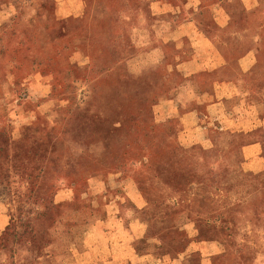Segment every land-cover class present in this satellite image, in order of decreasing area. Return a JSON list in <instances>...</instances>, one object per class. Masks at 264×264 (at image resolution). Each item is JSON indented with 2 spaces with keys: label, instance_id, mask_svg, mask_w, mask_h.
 <instances>
[{
  "label": "rangeland",
  "instance_id": "374dc122",
  "mask_svg": "<svg viewBox=\"0 0 264 264\" xmlns=\"http://www.w3.org/2000/svg\"><path fill=\"white\" fill-rule=\"evenodd\" d=\"M194 31L234 69L216 33L252 32L259 68L244 82L264 115V0H0V264H107L80 257L90 239L127 236L107 233L110 217L144 226L129 264H264V215L234 205L251 134L211 127V143L186 146L180 132L172 86L181 98L185 77L170 65L201 46Z\"/></svg>",
  "mask_w": 264,
  "mask_h": 264
},
{
  "label": "crops",
  "instance_id": "0c3cea01",
  "mask_svg": "<svg viewBox=\"0 0 264 264\" xmlns=\"http://www.w3.org/2000/svg\"><path fill=\"white\" fill-rule=\"evenodd\" d=\"M156 8L155 13L162 14L163 4L156 3ZM221 33L229 34L226 41L233 42L230 45L226 44L225 47L239 52L236 69L230 60L221 55L212 39L215 36L206 35L207 32H193L195 35L202 34L203 41L199 43L200 47L193 48L191 56L183 58L181 54L173 55L175 61L170 65V69L180 71L181 75L185 77L183 84L185 87L181 98L177 96L180 95L178 94L179 85L172 86V93H175L173 102L180 110L183 109L176 114L183 126L180 132L186 137V146L193 144L207 146L208 143H211L208 135L211 127H217L229 134L240 133L244 138L251 134V137L248 136L249 139L239 147L240 166L245 171L259 172L264 169V135L261 136L262 133L264 134V115L258 112L251 96L252 92L245 88L248 84L244 82L246 80L244 77L247 78L259 68V50H256L252 44V32H217L216 34ZM209 47L218 54L215 61L205 62L196 58L195 55L202 52L199 50ZM247 98L250 99L251 105L245 104ZM234 102L237 103L235 108L232 106ZM243 104L248 105L249 108L246 110ZM156 107L158 105L154 108L155 113L158 114ZM138 206H141L140 203ZM123 223L124 221L113 220V217H110L105 224V227H110L107 233L125 231L127 236L106 238L105 240L90 239L87 242L88 248H85L80 258H89V261H104L107 264H129L128 251L136 253L132 241L135 235L136 239L142 236L144 226L136 222L129 223V227H127ZM135 256L137 258L135 261L143 263L144 259L151 255H140V258L137 254ZM178 264H181L180 261Z\"/></svg>",
  "mask_w": 264,
  "mask_h": 264
},
{
  "label": "trees",
  "instance_id": "16d2710c",
  "mask_svg": "<svg viewBox=\"0 0 264 264\" xmlns=\"http://www.w3.org/2000/svg\"><path fill=\"white\" fill-rule=\"evenodd\" d=\"M79 14H83V12ZM144 147H145V144L143 148ZM148 155L150 154L148 153ZM140 156L141 154L137 158L132 160L131 162L133 163L140 162V165H144L146 163L147 157L146 155H143L142 158ZM153 157L151 156L152 160H153ZM263 170L259 172H250V171L241 170L240 172L237 173V175H235V179H234L236 180L235 182H237L235 184V187L238 189L237 192H238V199H239L238 202H236L234 205L238 204V206L241 205L245 209L250 210L249 215H251L252 218H254L255 220H257L261 215H264V177H263L264 171ZM139 182L142 183L143 182L142 179L139 180ZM144 188L145 186H143L141 189H144ZM229 188L225 186L222 189L223 193L225 192L226 194H228L230 190ZM203 202L204 200L200 197L199 199H196L193 202V204L189 205L190 212L194 213L193 215L195 216V218L192 220L197 225V229L199 232H201V228L199 227L198 224L202 223L203 219L205 220V222L203 221L204 222L203 224H206L207 226H209V222H210L209 221L210 217L209 218L200 217L202 213H204L203 211L200 210L201 205L204 204ZM195 205L198 206V208ZM226 207L227 208L224 210V215H223V212H220L219 217H217L218 220L221 221L222 225H226L227 221L230 222L232 218H234L235 212L237 213V210L235 209L233 210L230 207V205ZM246 217H248V215ZM186 251H188V248ZM173 259L174 260L176 259L178 262L180 261V263L183 264V258L181 256H179L178 258H173ZM174 263L175 262H173L172 264ZM157 264H161L160 259H158Z\"/></svg>",
  "mask_w": 264,
  "mask_h": 264
}]
</instances>
